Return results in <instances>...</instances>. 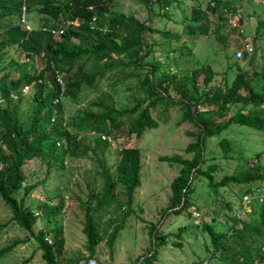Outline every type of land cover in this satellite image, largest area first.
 Listing matches in <instances>:
<instances>
[{
	"label": "trees",
	"instance_id": "trees-1",
	"mask_svg": "<svg viewBox=\"0 0 264 264\" xmlns=\"http://www.w3.org/2000/svg\"><path fill=\"white\" fill-rule=\"evenodd\" d=\"M237 1L246 0H208L205 9L199 0H140L149 12L148 20L142 21L134 15L111 10L114 0H27L28 13L35 17L29 19L34 27L30 32L19 19L23 0H0V197L11 209L12 222L36 240L46 264L88 262L102 243L113 251L132 212L134 194L142 185L141 152L139 148L120 144L114 167L101 161L103 170L99 175L103 178V189L81 201L89 253L84 258H67L63 226L37 227V209L54 219L64 209L65 197L56 196L59 205L49 196L38 208L26 206L25 198L47 181L27 184L26 165L34 162L47 165L48 172L52 167L64 171L66 159L80 158L82 148L90 149L82 143L81 133H95L97 143L109 147L122 137L139 139L148 129H157L159 122L153 112L166 116L177 109L181 113L179 125L191 124L197 133L187 134L195 138L185 150L192 157L161 158L162 162L180 166L161 219L167 212L177 216L187 212L192 219L195 212L204 209L193 201V196L198 188H207L222 209L232 214L223 215L228 225L226 232L217 231L216 217L211 223L203 220L200 225L211 242L206 247L211 257L205 264H212L213 259L223 264H264V205L246 219L244 215L233 214L234 206L224 195L225 189L233 185L242 190V199L255 187H264V163L254 164L263 151L248 157L246 152L236 151L226 135L231 128L238 133L264 131V70L255 66L259 54L240 61L234 49L229 68L235 72L233 81L229 83L225 79L217 87H211L218 75L211 66L192 70L185 66L193 60L200 37L209 36L217 22H231L229 14H240ZM174 9L182 11L183 21L175 22L181 29L153 25V20L158 18L174 22L169 12ZM45 27L64 30V33H46ZM263 35L264 21H260L255 39ZM161 39L167 41V48ZM159 51L161 56H156ZM38 62L42 64L39 70ZM113 76L122 84L131 79L137 81L127 88L140 94L132 108H118L114 94L100 88L103 81ZM202 76L203 86L200 85ZM59 77L64 80L65 90ZM257 79L262 81L260 89L254 85ZM28 87L32 90V107L29 120L23 122L20 103ZM85 89H95L100 95L91 102L89 110L67 122L64 98L78 101ZM210 141L217 143L218 148L210 149ZM221 158L237 159L239 166L232 174L218 178L223 170ZM21 193L24 196L19 199ZM117 212L122 213L120 224L112 217ZM105 217H109L107 227L102 228L100 223ZM162 226L163 223L156 233V250L143 260L144 264H155L159 249L167 244L169 234L162 232ZM156 227L157 224H152L150 228L151 249L146 254L152 253ZM5 228L0 219V242ZM29 241L28 238L23 242ZM19 243L0 248V262ZM178 247L182 248L183 244L179 243Z\"/></svg>",
	"mask_w": 264,
	"mask_h": 264
},
{
	"label": "rangeland",
	"instance_id": "rangeland-1",
	"mask_svg": "<svg viewBox=\"0 0 264 264\" xmlns=\"http://www.w3.org/2000/svg\"><path fill=\"white\" fill-rule=\"evenodd\" d=\"M199 1L202 2V7L205 9L208 0ZM237 2V10L246 20V33L252 35L258 30L259 22L264 21V2L262 4H259L258 1L247 0ZM110 8L115 12L134 15L142 21L148 20L149 17L148 9L140 0H114ZM169 12L172 14L174 22L158 18L153 20V25L162 29L169 28L178 31L182 27L176 25L175 22L181 24L183 21L182 11L174 9ZM32 18L35 19L34 15L30 16V19ZM250 18L253 20L251 21ZM233 26L234 23L231 22L215 23L209 36H203L197 40L194 47L195 56L192 61L185 65L189 70L211 66L214 72L218 74L211 87L223 85L225 79L232 83L235 76V72L229 69L233 63L230 56L233 55L234 49L242 40V36L237 33V29ZM161 40L164 48H167V41ZM261 49L262 53L258 55L255 64L258 70H264V43L261 45ZM156 56H161V52H157ZM28 62L31 63V61ZM41 67V62H38L36 68L39 70ZM115 76L103 81L100 88L102 91H110L114 94L118 108H132L136 105V99L140 97V94L137 90L129 91L127 88L134 86L137 81L131 79L122 84ZM203 79L202 76L200 79L201 86H203ZM254 85L260 89L262 81L257 79ZM99 95L100 93L95 89H85L79 95L78 101L64 98L67 122H72L73 118L79 117L84 111L89 110L91 102ZM25 96V99L20 103L19 111L23 122L29 120L30 117L32 107V90L30 87ZM153 116L159 122L157 129H148L139 139L134 137L126 140L122 137L118 142L110 143L109 147L98 144L95 133H81L82 143L90 146V149L82 148L80 158L66 159L64 171L52 167L48 172L47 165L34 162L26 165L24 171L29 177L27 184H37L42 180H47L44 185H39L25 198L26 206L38 208L41 203L48 201L49 196H53L55 198L53 203L59 205L60 202L56 196L59 194L65 197V207L54 219H49L42 214L41 209H37L39 214L37 227H49V229L58 226L64 227L67 258H84L89 255L86 250L85 214L81 207V201L88 200L92 192L97 194L102 191L103 178L99 175L103 170L101 161H106L108 167H114L119 159L120 144L140 149L142 185L134 194L132 212L125 220L123 230L114 244L113 251L109 250L105 243L98 247L95 257L92 258L96 260L97 264H142L144 258L149 255L146 253L151 249L150 228L152 224L158 226L162 223V232L169 234V238L167 244L159 249L155 264H195L196 262L205 264L206 259L211 257V254L206 250L207 245L211 246V242L208 233L200 229L203 220L211 223V220L216 217L217 231H227L226 216L223 215L227 213L230 216L232 213L222 209L220 202L210 196L207 188H198L193 196V201L199 206H203L204 209L195 212L192 219L188 218L187 212L178 216L172 214L166 216L167 212L161 219L163 210L169 205L171 183L180 171L178 164L171 165L162 162L161 158L176 155L183 158L192 157V155H187L185 150L195 138H190L187 134L189 132L197 133V129L188 123L179 125L181 113L178 109L171 111L166 116L153 112ZM237 131V129L231 128L226 134L234 143L236 151L246 152L248 157L264 151V131L241 130L239 133ZM209 148L217 149L218 144L210 141ZM219 163L223 170L218 173V178H222L225 174H232L239 166L237 159L223 160L221 158ZM120 192H123V189ZM224 195L226 200L232 202L234 206L233 214L244 215L246 219L250 218V213H258L261 209L262 204L251 199L250 203L248 201L246 205H243L240 187L229 186L225 189ZM23 196L24 194L21 193L18 198L22 199ZM92 205L95 206L96 201H93ZM196 213H200V217H195ZM121 216V212L112 215L113 218L117 219L118 224L122 223L119 220ZM108 218L105 217L100 223L102 228L107 227ZM0 219L6 224L0 248L20 242L0 264H46L42 259V252L39 250L36 240L29 232L12 222L11 209L5 205L1 197ZM176 234H179L180 238ZM28 238L30 241L24 243L23 241ZM179 243L183 244L182 248L178 247ZM144 254L145 256H143ZM217 260L213 259L212 264H223Z\"/></svg>",
	"mask_w": 264,
	"mask_h": 264
},
{
	"label": "built area",
	"instance_id": "built-area-1",
	"mask_svg": "<svg viewBox=\"0 0 264 264\" xmlns=\"http://www.w3.org/2000/svg\"><path fill=\"white\" fill-rule=\"evenodd\" d=\"M23 2H26V0H23ZM215 4L213 3L212 6ZM228 17L231 19V23H234V26L237 29V33L242 36V40L239 42L238 46L235 49V57L237 60H246L251 59L257 54L262 53L261 45L264 43V35L260 37V39H255V33L252 35H247L246 33V20L241 14H229ZM19 19L22 23V25L30 32L34 30L33 26L31 25L29 21V15H28V7L27 4H25L22 8L21 15L19 16ZM242 20V23L240 22ZM252 21L253 18H250ZM73 24H76L73 23ZM43 31L46 33H51L53 35L63 34L64 30L57 31L54 28H43ZM59 83L62 85L63 90L66 89L64 80L59 77ZM29 87L26 88L24 93H27ZM105 139V138H104ZM260 163H264V151L262 153L261 158L255 159L254 164L259 165ZM250 199L252 201H259L262 205H264V187H255L253 192L251 194H246L243 196V205H246V202L250 203ZM239 216V215H238ZM195 217H200L199 213L195 214ZM79 264H97L95 259H90L88 262H85L84 260H81Z\"/></svg>",
	"mask_w": 264,
	"mask_h": 264
},
{
	"label": "water",
	"instance_id": "water-1",
	"mask_svg": "<svg viewBox=\"0 0 264 264\" xmlns=\"http://www.w3.org/2000/svg\"><path fill=\"white\" fill-rule=\"evenodd\" d=\"M193 112H194V109H193ZM204 136V133H203V135H202V137ZM202 164V162L200 163V165ZM200 165L197 167V169L200 167ZM195 171V170H194ZM193 171V172H194ZM193 172H192V175H193ZM183 203H184V200H183V202H182V204L181 205H183ZM180 208V207H179ZM179 208H176V209H179ZM171 211V210H170ZM169 213V212H168ZM168 213L166 214V216L168 215ZM162 224H159L157 227H156V229H155V231H154V233H153V250H152V253L151 254H149L148 256H146L145 258H147V257H150L153 253H154V251L156 250V233H157V231H158V229L160 228V226H161ZM144 258V259H145Z\"/></svg>",
	"mask_w": 264,
	"mask_h": 264
},
{
	"label": "clouds",
	"instance_id": "clouds-1",
	"mask_svg": "<svg viewBox=\"0 0 264 264\" xmlns=\"http://www.w3.org/2000/svg\"><path fill=\"white\" fill-rule=\"evenodd\" d=\"M27 1V0H26ZM25 5V2H24V4H23V6ZM23 8V7H22ZM21 12H22V10H21ZM21 15V14H20ZM28 15H29V13H28ZM29 19H30V15H29ZM30 21V20H29ZM33 26V25H32ZM34 28V27H33Z\"/></svg>",
	"mask_w": 264,
	"mask_h": 264
}]
</instances>
